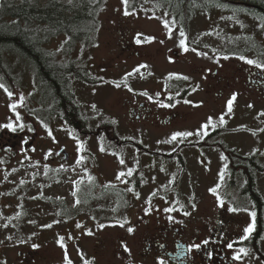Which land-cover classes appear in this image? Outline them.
<instances>
[{"label": "rangeland", "instance_id": "374dc122", "mask_svg": "<svg viewBox=\"0 0 264 264\" xmlns=\"http://www.w3.org/2000/svg\"><path fill=\"white\" fill-rule=\"evenodd\" d=\"M7 1L14 2L0 0V3ZM38 1L40 4L46 2ZM69 2L70 0H63L66 4ZM192 4L194 14L188 23V34L182 37L181 28L169 17L159 14L165 11V7L158 9L155 6L158 12L153 9L152 4L143 3L138 11L125 15L121 0H102L97 15L98 34L94 42L85 47L76 43L70 55L81 53L86 61L90 57L96 63L104 59L105 64H111L107 79L111 82L85 86L86 92L78 94V100L85 104L88 130H95L99 121H109L117 137L139 141L151 151L169 152L184 142L200 139L204 135L195 133L209 117L213 118L216 125L214 130L226 128L212 142H222L228 150H233L237 156L242 157V162L237 159L235 163L240 164L238 169L250 173L254 182L253 190L258 194L261 204L263 238L259 242V249L264 256V104L247 102L251 98L250 86L246 94L239 91L234 93L236 99L231 112L227 111L222 98L218 102L219 111H216L215 103L211 101L200 106L205 98L203 87L206 74L202 68L212 67L213 71L217 70L214 57L220 59L222 55L224 38L221 33H235L239 38L249 34L264 43L261 34L264 28L254 22L251 14L221 13V10L210 6L211 1L199 3L206 9ZM12 20L6 19V22ZM165 23L169 27L166 28ZM214 31L219 34L222 47L213 35ZM174 33L179 36L173 37ZM165 34L170 37L161 39ZM137 39L140 40L139 44L136 43ZM181 39L185 40L188 47L186 52L179 46ZM145 41L153 42L151 50L141 48V43ZM125 42H129L130 55L134 59L125 66L118 65V46L121 44L123 47ZM70 45L72 44L66 37H58L51 43H45L44 48L54 51ZM171 49L175 53L169 56ZM135 52H139L138 58L149 60V64H137L141 59L134 56ZM11 53L13 55L7 57L9 62L4 60V64L17 88L7 91L4 79L0 82V125L12 123L15 131L23 125L21 131L28 132L24 139L27 146L25 149L20 146L11 151L0 148V180L10 184L21 180L27 182L33 179V175H40L45 167L61 170L63 178L60 184L50 185L44 190L43 197L38 186H33L26 198L31 200L30 205L40 204L34 213L21 209L18 203L17 206L13 204L9 208H0L1 264H65L66 253L70 260L82 251L93 254V243L97 240L110 239L113 243L115 238L121 237L123 230L120 225L124 222V217L131 222L143 221L152 225L157 222L180 225L185 220H194L211 227L218 214L227 216L237 213L245 219L247 214L254 221L250 213L256 210L255 202L247 198L249 192L242 193L247 177L238 172L230 178L228 168L231 167H226L228 161L219 149L196 146L182 148L181 156L187 162L188 175L181 179H172L173 176L169 175L180 170L175 161L168 162L150 154H142L136 159L135 151L130 147L124 148L125 146L113 147L112 151H101L104 143L102 137L77 135L63 124L48 118L38 102L39 94L32 83V69L19 53ZM222 57L225 58L223 55ZM258 60L260 59H255V62ZM222 61L224 65L230 62L229 59ZM140 65L146 67L140 68ZM137 69L139 70L136 71ZM129 73L132 75H128ZM123 82L134 90L138 89L140 94H132L129 87L125 89L121 84ZM117 83L120 87H116ZM177 84L181 86L182 95H186L180 101L171 102L170 105L173 106L163 107V97L175 99V93L170 91ZM188 88H191V93ZM8 93L12 94L11 98ZM129 97L136 102L144 101L153 111H159L158 133H143L148 126L144 120L133 123L128 121L125 101H133ZM11 104H16L17 107L13 110L10 108ZM47 108L46 105V110ZM172 110L180 114L193 112V117L187 121H174L166 116ZM221 115L225 120L223 126L219 124ZM0 130L10 131L6 127H0ZM214 130L209 127L206 131L209 133ZM185 131L193 132L195 137L168 142L174 133ZM78 142L83 144L85 151L88 147L93 152L91 158L82 160L90 167V175H86L85 170L74 163L80 154L77 151ZM60 149L66 151V161L62 155H57ZM123 150L127 152L123 153ZM49 151L51 155H47ZM233 157L236 158L234 155ZM120 158L124 160L123 165L120 164ZM137 163L140 165L135 177L139 181L138 186L116 178L122 171L127 173L131 170L133 173L137 169ZM88 176L94 179L89 181ZM129 188L132 191H128ZM120 191L123 192L122 198L119 197ZM17 193L18 190H14L12 195ZM48 197H52L55 203L45 201ZM77 200L79 203H76ZM119 203L122 204L120 210ZM117 207L118 210H115ZM168 208L173 211H165ZM229 208L239 210L229 211ZM245 219L236 218L237 229L243 228ZM100 222L107 223L108 227L101 232L94 229ZM46 225L51 227H45ZM89 232L91 235L87 234ZM33 245L38 247L34 248ZM111 260L112 257H109V261ZM246 264L263 263L254 254H250Z\"/></svg>", "mask_w": 264, "mask_h": 264}, {"label": "flooded vegetation", "instance_id": "af4514ba", "mask_svg": "<svg viewBox=\"0 0 264 264\" xmlns=\"http://www.w3.org/2000/svg\"><path fill=\"white\" fill-rule=\"evenodd\" d=\"M133 0H127V4L131 3ZM150 4H152L158 9L165 7L164 13H166V9L168 4L164 3L160 0H148ZM177 4L179 2L182 3V8L194 9L192 5L187 3V0H172ZM197 1V0H195ZM211 1L210 6L212 8L221 10V13L232 12V13H248L251 14L254 18V22L264 28V0H203ZM42 4V6H46ZM178 5H175L177 7ZM125 8V4H124ZM155 8V10L158 11ZM176 13H172V16ZM161 15V13H159ZM221 33V37L224 38V44L222 47L221 43V54L229 59L230 62L225 63L222 55L220 59L215 58V65L217 70L213 71L212 67L202 68L206 74V78L204 79V87L203 92L205 98L201 101V105H207L210 101L215 103L216 111H219L218 102L222 98L224 100V105L227 107L228 100L232 97L235 92H241L246 94L247 89H250L251 98L247 99V102L256 103V104H264V72L260 71V69L255 67V64H248L245 60L260 59L257 61L258 64H264V43L260 42L258 39L246 34L243 38L237 37L235 33ZM264 38V31L261 33ZM224 35V36H223ZM168 35H163L161 39H166ZM173 37H178V33H174ZM170 37V36H169ZM153 43L152 41L142 42L141 48H145L146 50H151L150 45ZM77 44H80L77 41ZM125 45L121 47V44L118 46L120 49L119 54L116 56L119 59L118 65H126L127 63L132 62L134 59L133 56L130 55L131 48L129 47V42H125ZM76 45V44H75ZM75 45L72 47H75ZM82 47V44H80ZM88 46V45H87ZM80 47V48H82ZM46 49V48H45ZM62 49L54 50L60 51ZM15 51L11 47H2L0 54V62L6 60L8 61V55H12ZM51 52V51H50ZM175 53V50L171 49L169 51V56ZM134 56L139 57V52H135ZM60 57V56H59ZM240 57H244V60L240 59ZM70 59L75 70L72 72V78L75 79L71 82L72 90L75 96L76 103L80 104L81 113L83 116L85 104L80 103L78 100V94L80 95L86 90L85 86L95 85V81H98L99 84H105L106 80L109 79V71L111 68V64L104 63V59L96 62L89 57L86 61L83 55L80 53L78 55H70ZM84 59V60H82ZM147 59H141L137 62V64H149ZM26 65L32 69L33 74V85L35 91L38 92L39 98L38 102L42 105V108L46 112V101H47V91L43 83H40L34 78V68L29 60H25ZM79 66H82L83 69L79 70ZM97 68H96V67ZM225 68V70H224ZM2 70V69H0ZM219 71H222V74H219ZM218 74V75H217ZM82 77L84 81H80L79 78ZM3 78V77H2ZM87 81V82H85ZM124 86V82L122 83ZM122 85V86H123ZM133 92L132 94H140L138 89L134 90L132 87L128 86ZM125 86V89L127 88ZM180 84L174 85L172 87V91L170 93H175V101H180L183 99L184 95H182ZM189 93H191V88H188ZM180 91V92H179ZM186 92V91H185ZM207 95V96H206ZM132 99L131 97H129ZM133 100V99H132ZM173 98L170 99L165 96L162 98L164 105H170L173 102ZM134 101V102H133ZM126 100L125 104H127L126 114L128 116V121L133 123L134 121L144 120L148 123L144 129L146 132L150 133H158L159 127V119L158 114L159 111L152 110L150 107L146 105L144 101H135ZM169 103V104H167ZM83 109V110H82ZM39 111V110H38ZM42 112V111H39ZM193 112H186L184 114H180L176 110L170 111L166 116L173 118L174 121L182 122L187 121L193 117ZM172 130V128H169ZM227 129L222 127L216 129L214 131L209 132L207 135H204L200 139H194L189 142H184L182 145L177 147L175 150L169 152H160V151H151L149 148L143 146L139 141H134L126 138H119L114 133V128L107 127L102 125V122L97 123L95 126V130L91 132L92 136H98L103 138V145L101 147L105 151H112L113 147H130L135 151L136 159L142 154H150L153 156H157L159 158L164 159L165 161L172 162L175 161L179 167V172H175L174 174H169L173 176L172 179H181L184 176L188 175V166L187 162L181 156V150L184 147L196 146L202 148H217L222 152L221 145L226 146L222 142H212V140L219 136V134L225 132ZM28 132L26 130L18 131V132H10L3 131V135L0 136V148L7 150H15L18 147H22L25 137ZM194 138L195 135L190 136ZM32 144V143H30ZM111 145V147H108ZM227 148V146H226ZM127 152V150H123V153ZM223 153V152H222ZM93 154L92 150L87 147V150L83 148V151L80 152L78 156H82L83 159L87 157L91 158ZM224 154V153H223ZM227 159L226 167L228 168V172L230 174V178H233L238 172L244 173V170L238 169L240 164L235 163V160L240 159V157L227 156L224 154ZM75 165L85 170L86 175H90V167L88 168L83 162L77 164V159L75 160ZM140 168V165L137 163V169L131 173V175H125L120 179L125 182H130L133 180L135 186H138L139 181L135 178L137 176V172ZM89 177V176H88ZM133 178V179H132ZM243 194L247 193L242 190ZM119 197H123V192L120 191ZM247 198L253 199L250 195ZM254 201V199H253ZM255 202V201H254ZM119 210L122 204H118ZM259 207V205H258ZM255 214L258 212L255 207ZM118 210V207L115 209ZM247 210V207H246ZM246 214V213H245ZM247 219L244 217L237 215V213H232L231 215H222L221 213L215 216L214 223L211 227L206 226V224L201 223L199 221H190L185 220L180 225H174V223H160L156 224H148L143 221L139 222H131L126 220L124 217L123 234L119 238H115L113 243H111L110 239L105 241H99L93 243L95 246L93 254H85L83 251L76 256V258L72 259V264H246V261L250 254H254V256L258 257L262 263L264 264V256L262 255L261 250L259 249V242L262 241V225L261 221L257 222L254 217V221L249 219V216L246 214ZM244 220L245 223L242 224L243 228L237 229L236 218ZM186 219V218H185ZM125 221H127L125 223ZM240 221V220H239ZM253 225V231L248 235L246 239H244V229L249 225ZM107 223H98L95 225L94 229H98L100 232L105 230ZM151 226V227H150ZM106 227V228H105ZM129 228H132L133 231L130 233L128 231ZM204 241H208L207 244ZM232 244V248H228V244ZM200 245L199 249L192 248L191 251H188L190 246L192 245ZM240 249H245V253H239ZM112 253V256H110ZM239 253V259H233V256ZM210 254V255H209ZM20 255V254H19ZM23 257V255H20ZM109 257H112V260L109 261ZM49 264H60L58 262H50Z\"/></svg>", "mask_w": 264, "mask_h": 264}, {"label": "trees", "instance_id": "16d2710c", "mask_svg": "<svg viewBox=\"0 0 264 264\" xmlns=\"http://www.w3.org/2000/svg\"><path fill=\"white\" fill-rule=\"evenodd\" d=\"M143 1L148 0H133L131 4L126 5V8L129 12L135 11ZM160 1L168 4L166 15L176 11L173 15L174 23L181 28L184 34H188V23L194 14L193 10L183 9L181 2L177 4L172 0ZM202 1L187 0V3L192 6L194 3L196 6L204 8L199 4ZM101 4L102 0H70L68 4L63 3V0H47L46 6L40 5L38 0H14V2L0 3V52L2 47H11L26 61L29 60L34 68L35 80L43 83L47 91L48 118L60 121L82 135L91 134L92 131L87 129V121L79 109L81 105L75 100L71 85V82L75 80L72 78L75 67H73L69 55L77 41L83 46H87L97 35L99 23L97 15ZM175 5L178 6L175 7ZM6 19L13 20L7 23ZM58 37H66V40L72 45L63 47L60 51L51 52L44 48L45 43H51ZM0 69H2L0 78L3 77L7 91L10 88H16L4 61L0 62ZM82 69L83 67L79 66V70ZM79 80L84 81L82 77ZM102 125L113 129V125L109 121H104ZM221 147L225 155L237 156L233 150H228L226 146L221 145ZM240 159L242 162L243 158L240 157ZM40 172H42L40 175H33V179L27 182L21 180L10 184L0 180V208H9L18 203L21 209L34 213L40 204L30 205L31 200L26 198L33 186H38L37 189L42 192L41 196L43 197L44 190L50 185L60 184L63 178L59 169L45 167ZM243 174L247 177L244 191L249 192L254 199L255 207L258 210L255 220L260 222L261 204L258 194L253 190L254 182L247 170H244ZM130 182L133 183V180ZM14 190H18V193L12 195ZM45 201L55 203L52 197H48Z\"/></svg>", "mask_w": 264, "mask_h": 264}, {"label": "snow or ice", "instance_id": "6c2138e0", "mask_svg": "<svg viewBox=\"0 0 264 264\" xmlns=\"http://www.w3.org/2000/svg\"><path fill=\"white\" fill-rule=\"evenodd\" d=\"M121 2H122L123 4H125V5H127V0H121ZM124 14H125V15H129V12L127 11V8L125 9V13H124ZM165 27L167 28V27H169V25H168L167 23H165ZM138 35H139V34H138ZM180 35L183 37V36H184V32L181 31V32H180ZM149 39H151V38H149ZM136 43L139 44V43H140V40L137 39V40H136ZM179 46H180L185 52L188 51V47H187L186 42H185L184 39H181V40H180V44H179ZM225 58H227V57H225ZM240 59L244 60V57H240ZM245 62L248 63V64H250V65L255 64L256 67L260 68L261 70H264V64H258V63H256L255 61H252V60H245ZM139 67L142 68V67H146V66H145V65H140ZM138 70H139V69H137L136 71H138ZM128 75H132V73H129ZM182 78H183V79H187V77H182ZM125 86L127 87V84H126V83H125ZM116 87H120V84L117 83V84H116ZM131 90H132V89L129 88V91H131ZM141 94H142V95H147V93H141ZM8 95H9V97L11 98L12 94H11V93H8ZM235 99H236V95L233 94L232 97L228 100V102H227V111H228V112H231V111H232V105H233V101H234ZM162 106H163V107H171V106H173V105H162ZM248 106H249V107H252V105H248ZM16 107H17L16 104H11V105H10V108L13 109V110H14ZM93 107H95V106H93ZM262 115H264V113H262ZM17 118L19 119V117H17ZM113 123H115V121H113ZM224 123H225L224 116L221 115L220 118H219V124H220L221 126H223ZM0 127H6V128H8L10 131H15V130H16L12 123H8V124H6V125H0ZM20 127H21V129H23V125H20ZM209 127H211L213 130H214L215 127H216V125L213 123V118H211V117L208 118V120H207V122H206L205 124L201 125V129L198 130V132L195 133V134L199 135V134L202 133L203 135H207L208 133H207L206 130H207ZM49 135H51V132H49ZM192 135H194V133H193V132H190V131L176 132V133H174V134L170 137V141H168V142H171V141H177L178 138H181V139H182V138H186V137H189V136H192ZM83 147H84V146H83L82 143H80V142L77 143V151H78V152H82V151H83ZM61 151H63V150H61ZM101 151H104V149L101 148ZM51 154H52L51 151H49V153H48L47 155H51ZM58 154H59V153H57V155H58ZM82 160H83V157H82V156H78V158H77V164L81 163ZM120 164H121V165L124 164V160H123L122 158H120ZM126 174H127V175H131V170H129L127 173H125V172H123V171L120 172V173L117 175L116 178H117V179H120L121 177L125 176ZM88 179H89V181H92L94 178L91 177V176H89ZM74 183H75V182H74ZM128 191H132V189L129 188ZM73 195H75V192L73 193ZM76 203H79V201L77 200ZM238 210H239V209H236V208H229V211H238ZM165 211H169V212H170V211H173V209L168 208V209H165ZM185 215H187V213H185ZM250 215L254 218L256 214H255V212H252V213H250ZM169 219H171V217H170ZM126 222H127V221H125V223H126ZM4 226L6 227L7 225H4ZM120 226L123 227V224H121ZM45 227H51V225H46ZM77 227H80V225H77ZM128 231L131 233V232L133 231V229H132V228H129ZM252 231H253V225L250 224L248 227H246V228L244 229V233H245L244 239H246V238L248 237V235L251 234ZM87 234H88V235H91L90 232L87 233ZM61 239H63V238H61ZM204 243L207 244L208 241H204ZM227 246H228V248H232V247H233V245H232L231 243L228 244ZM33 247L36 248V247H38V245H33ZM61 247H64V245L61 244ZM192 248L199 249V248H200V245H198V244H196V245H192V246H190V248L188 249V251H191ZM245 252H246L245 249H240V250H239V253H245ZM239 253H238L237 255L233 256V259H239ZM209 255H210V254H209ZM64 260H65V264H72V261L68 258L67 253L65 254V258H64ZM85 264H87V261L85 262ZM161 264H163V262H161Z\"/></svg>", "mask_w": 264, "mask_h": 264}, {"label": "water", "instance_id": "95a60500", "mask_svg": "<svg viewBox=\"0 0 264 264\" xmlns=\"http://www.w3.org/2000/svg\"><path fill=\"white\" fill-rule=\"evenodd\" d=\"M1 135H2V132L0 131V136H1ZM23 147L25 148V145H24ZM59 153L62 154V155L64 156V160L67 159V154L65 153L64 150H63V151H60Z\"/></svg>", "mask_w": 264, "mask_h": 264}]
</instances>
